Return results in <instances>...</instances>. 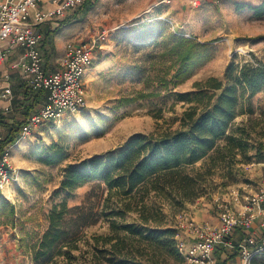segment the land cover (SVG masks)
<instances>
[{"label": "rangeland", "instance_id": "374dc122", "mask_svg": "<svg viewBox=\"0 0 264 264\" xmlns=\"http://www.w3.org/2000/svg\"><path fill=\"white\" fill-rule=\"evenodd\" d=\"M91 2L86 15L77 12L80 20L60 28L56 35L58 40L63 38L65 47L95 43L93 62L84 77L85 107L23 132L9 149L13 174L0 195V264H32L26 246L45 231L51 207L63 199L69 207L86 202L97 183L82 185L72 194L63 192V169L113 152L134 136L179 128L187 105L178 95L194 92L196 83L210 77L222 81L232 62L264 63V9L255 10L264 0H188L178 9L167 0ZM165 19L176 28L171 29ZM53 21H58L53 29L62 23L61 19ZM143 24L151 25L147 28L155 32L153 36L163 31L154 48L129 43L130 32ZM181 38L207 47L209 59L182 72L179 79L174 78L178 66H173L165 76L169 85L164 87L158 79L172 60L162 56L163 51ZM152 91L157 96L140 99ZM251 108V114L238 115L231 126L233 137L243 141L241 150L235 152L233 161L215 168L207 158L190 168L192 174L200 175L203 195L179 208L160 206L164 228L179 235L182 224L189 221L216 225L220 206L229 203L233 190L254 194L264 189V161L256 157L259 146L264 149V92L252 98ZM49 156L54 157L53 164L44 161ZM102 190L103 186L94 189L90 202L95 206L106 197ZM117 222L140 224L135 213ZM102 225L88 232L106 233L107 224ZM167 264L184 261L169 259Z\"/></svg>", "mask_w": 264, "mask_h": 264}, {"label": "trees", "instance_id": "16d2710c", "mask_svg": "<svg viewBox=\"0 0 264 264\" xmlns=\"http://www.w3.org/2000/svg\"><path fill=\"white\" fill-rule=\"evenodd\" d=\"M93 7L86 0L78 11L66 16L53 31H44L39 46L45 72L51 69L55 55L53 37L64 26L78 22L77 12L86 15ZM264 9V4L255 9ZM143 24L130 32L129 43L147 44L154 48L162 30H148ZM208 48L188 39H177L163 51L172 61L158 83L167 87L165 76L178 66L174 78L179 79L190 67L209 59ZM21 99H13L11 121L0 117L4 126L0 142V157L20 139L28 120L46 103L44 91H31L23 82L13 88ZM264 92V63L254 60L242 65L233 62L224 79L210 77L195 84V91L178 98L187 108L182 112L180 126L175 130L159 131L147 136L130 138L122 147L101 156L83 160L77 166L63 169L61 190L73 193L78 187L96 182L86 202L69 207L63 199L54 204L47 215V227L35 242L26 246L32 264H167L175 259L183 262L176 249V231L164 228L163 204L181 207L203 195L195 164L205 160L212 168L233 161L242 147V139L233 137L231 126L238 115L251 114V100ZM157 92L140 95V99L155 97ZM244 107L247 109L244 111ZM223 141L222 144L220 142ZM264 149L256 157L264 161ZM53 156L44 159L53 164ZM106 191L98 206L91 203L94 189ZM152 199L154 201H152ZM13 213V212H12ZM135 213L139 225H120L117 219ZM107 224L106 233H89L96 225ZM103 226V225H102ZM231 239H234L232 236ZM226 259L221 261V254ZM215 264H226L235 255L227 250L216 252Z\"/></svg>", "mask_w": 264, "mask_h": 264}, {"label": "built area", "instance_id": "2783aa9c", "mask_svg": "<svg viewBox=\"0 0 264 264\" xmlns=\"http://www.w3.org/2000/svg\"><path fill=\"white\" fill-rule=\"evenodd\" d=\"M85 1L0 0V65L20 51L11 68L22 73L28 89L44 91L47 97L46 103L28 120L24 132L85 107L84 77L93 62L95 43L68 44L63 60L52 72L43 70L39 50L44 39L42 26L74 13ZM165 22L171 29L177 26L170 19ZM4 94L9 95L8 88ZM2 138L0 133V142ZM9 149L0 157V195L13 174ZM255 221L264 229V189L254 194L233 190L229 203L220 206L216 225L195 221L182 224V234L175 237L176 249L184 264H215L219 250L235 254L238 264H264V230L261 234L252 232ZM238 232L242 239L235 243L231 237Z\"/></svg>", "mask_w": 264, "mask_h": 264}, {"label": "crops", "instance_id": "0c3cea01", "mask_svg": "<svg viewBox=\"0 0 264 264\" xmlns=\"http://www.w3.org/2000/svg\"><path fill=\"white\" fill-rule=\"evenodd\" d=\"M167 1L170 2L171 8L175 7V9H178V8L184 6L185 2H187L188 0H167ZM162 2L163 1H161V3ZM70 15H68V16H70ZM63 19H61V20H63ZM57 22L58 21L47 22L42 26V29H47L48 31H53V30H55V29H53V26L58 25V24H56ZM57 33H56V35H57ZM56 35L53 37V42H54V47H55V55H54V58H53L52 63H51V69L47 72H52L55 69H57V67L59 66L60 62L63 60V57H64L65 46H64L63 38L61 37L58 40ZM19 55H21L20 51L15 53V54L10 55L8 62H5V63L0 65V117L7 119L8 121H11V119H12L14 97H17L18 99H21V97H22V95L20 93L15 94L13 92V88L19 82L24 83L23 75H22V73H20V71L14 70L11 68L12 65L14 63H16ZM7 88L9 90V95L4 94V91ZM3 131H4V126H0V133H2ZM2 135H3V133H2ZM202 222H207V221H202ZM251 230H252V232H254L256 234H261L262 230H264V229L260 228L259 221H255ZM241 239H242V237L239 236L238 233L235 234V236H234L235 243L239 242ZM230 253H232V252H230ZM233 255H235V254H233ZM220 258H221V261L226 259L224 252H222ZM216 262H217V256L215 255V263ZM238 262H239V260L235 255L233 260L227 261L226 264H238Z\"/></svg>", "mask_w": 264, "mask_h": 264}]
</instances>
